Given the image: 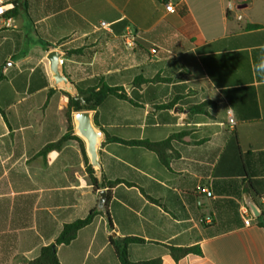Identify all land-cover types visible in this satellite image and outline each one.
Returning a JSON list of instances; mask_svg holds the SVG:
<instances>
[{"label":"crops","instance_id":"obj_1","mask_svg":"<svg viewBox=\"0 0 264 264\" xmlns=\"http://www.w3.org/2000/svg\"><path fill=\"white\" fill-rule=\"evenodd\" d=\"M12 1L0 0V264L38 258L108 192L95 191L76 112L70 122L69 97L54 86L53 49L66 52L77 89L106 84L129 99L92 111L106 140L103 184L120 183L109 219L96 216L58 247L61 264H121L118 238L145 241L129 245L132 262L264 264V0H22L7 27ZM130 33L143 42L129 46ZM70 127V140L42 153ZM194 246L202 256L178 262L169 250Z\"/></svg>","mask_w":264,"mask_h":264},{"label":"trees","instance_id":"obj_2","mask_svg":"<svg viewBox=\"0 0 264 264\" xmlns=\"http://www.w3.org/2000/svg\"><path fill=\"white\" fill-rule=\"evenodd\" d=\"M168 1L169 0H159V2H162V3H167ZM11 4H12L13 8L6 11L2 15V17L4 19H10V18H14V17L18 16L20 13V11H19L20 6H22L23 2H22V0H14L11 2ZM127 26H128V22L123 21L117 25H114L113 30L115 33L121 34L125 31ZM254 27H257V26H254ZM135 42L137 43V42H143V41L140 38L135 37ZM49 47H52V45H50ZM67 54L71 55V52H67ZM2 80H3V76L0 75V82ZM78 91L80 93L90 94V96L85 99V102L83 104L80 101H77L74 97H72L67 92L63 91L69 97L68 117H69L70 122H72V112L97 110L103 104V102L110 96L115 97V98L120 99V100L129 101V99H128L126 93L124 92L123 88H121V87H110L106 84H102V85L95 87V88L90 87L87 89L80 88V86H79ZM51 92H52V90H51ZM0 111H2L1 107H0ZM193 111H195V112L202 111V106L194 108ZM72 133H73V128L70 127L69 132L67 133V135L65 137H63L59 142H57L55 144L48 145L46 148H44L42 153L47 154L50 151L60 149L64 145V143H66L68 140L71 139ZM107 139L109 142L120 141V142H123L127 145H134V146L142 145V146H144L150 150L159 152L160 145L156 144V143H149V142H144V141L127 142V141H123V140H120L116 137H111V136H108ZM89 173L91 175L95 191H99L100 187L98 184V180L95 177V171H94L93 167L89 168ZM118 183H120V181H116L113 183H106L105 182L103 184L104 185L103 187L108 189L107 203H106L107 208H108V205H109L110 200H111L112 188ZM98 215H102V213L97 212V211H92L88 215L87 218L66 225L64 227L62 233L58 237V239L55 241V243L42 248L39 257L32 260V261L26 262V264H61V262L59 260V256H58V247L62 246V245L71 244L76 239L79 231H81L85 227L89 226L94 221L95 217ZM111 243H112V246L114 248L115 254L119 258L121 264H162L163 263L161 258H156V259L147 260V261H140V262H132L130 260L129 254H128V247H129V245H131L133 243H145V241L140 239V238H124V239L118 238L116 240L112 239ZM169 250H170L171 256L177 262L180 261L181 259L185 258L186 256L190 255V254L202 256V251H201V248L199 246L186 247V248L170 247Z\"/></svg>","mask_w":264,"mask_h":264},{"label":"water","instance_id":"obj_3","mask_svg":"<svg viewBox=\"0 0 264 264\" xmlns=\"http://www.w3.org/2000/svg\"><path fill=\"white\" fill-rule=\"evenodd\" d=\"M244 7L245 5H242L239 8ZM65 56L66 52L61 49L50 50L46 56L47 60L49 61V67L54 86L67 92L77 101H80L83 104L85 99L88 98L90 94L80 93L75 84L66 75L63 63ZM74 123L75 133L86 143L87 153L90 158L91 165L95 170V177L98 180L99 187H103V170L99 160L98 150L101 143L106 141L105 134L95 125L92 111L76 112L74 114ZM99 195L100 200L98 210L99 212L103 213L107 219H109V214L106 207L107 191L101 190ZM247 204L253 216L258 218L261 215L258 207L251 201V199L247 200Z\"/></svg>","mask_w":264,"mask_h":264},{"label":"built area","instance_id":"obj_4","mask_svg":"<svg viewBox=\"0 0 264 264\" xmlns=\"http://www.w3.org/2000/svg\"><path fill=\"white\" fill-rule=\"evenodd\" d=\"M230 8H232V6H230ZM167 10L169 11V12H175V10L173 9V7L172 6H167ZM106 24H102V26H105ZM6 26L7 27H10L11 26V20L9 19V20H7L6 21ZM127 42H130L129 43V46H134L135 45V37L134 36H132V35H128L127 36ZM231 123L232 124H235V120H231ZM247 214H248V211H247V209L246 208H244L243 209V211H242V215H243V220H244V225L246 226V227H250L251 225H252V220L249 218V217H247Z\"/></svg>","mask_w":264,"mask_h":264},{"label":"rangeland","instance_id":"obj_5","mask_svg":"<svg viewBox=\"0 0 264 264\" xmlns=\"http://www.w3.org/2000/svg\"><path fill=\"white\" fill-rule=\"evenodd\" d=\"M172 1V3H173V7L175 6V3H176V0H171ZM175 8V7H174ZM130 35H132V33H130Z\"/></svg>","mask_w":264,"mask_h":264}]
</instances>
